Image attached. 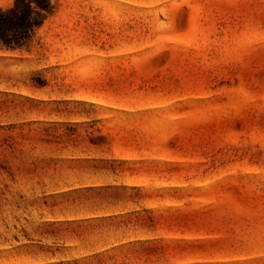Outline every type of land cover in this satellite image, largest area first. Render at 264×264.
<instances>
[{"label":"rangeland","instance_id":"rangeland-1","mask_svg":"<svg viewBox=\"0 0 264 264\" xmlns=\"http://www.w3.org/2000/svg\"><path fill=\"white\" fill-rule=\"evenodd\" d=\"M52 5L0 43V264H264V0Z\"/></svg>","mask_w":264,"mask_h":264},{"label":"trees","instance_id":"trees-1","mask_svg":"<svg viewBox=\"0 0 264 264\" xmlns=\"http://www.w3.org/2000/svg\"><path fill=\"white\" fill-rule=\"evenodd\" d=\"M53 9L52 0H15L0 8V43L11 50L28 47L33 34Z\"/></svg>","mask_w":264,"mask_h":264}]
</instances>
